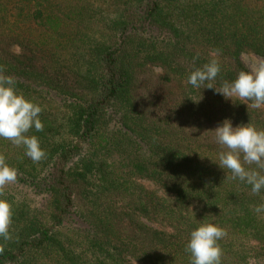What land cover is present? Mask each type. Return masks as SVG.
Here are the masks:
<instances>
[{
	"label": "trees",
	"instance_id": "1",
	"mask_svg": "<svg viewBox=\"0 0 264 264\" xmlns=\"http://www.w3.org/2000/svg\"><path fill=\"white\" fill-rule=\"evenodd\" d=\"M244 53L264 58V0H0V73L41 105L46 153L0 138V264H190L204 222L227 233L221 264H264V190L213 162L217 125L264 129V107L187 83L215 55L222 87Z\"/></svg>",
	"mask_w": 264,
	"mask_h": 264
},
{
	"label": "clouds",
	"instance_id": "2",
	"mask_svg": "<svg viewBox=\"0 0 264 264\" xmlns=\"http://www.w3.org/2000/svg\"><path fill=\"white\" fill-rule=\"evenodd\" d=\"M220 71L221 65L214 55L202 67L189 73L187 83L197 89L204 85L203 88L213 89L231 100L236 97L242 103L251 101L250 105L244 103L247 108L264 107V58L256 60L250 70L240 71L231 82L216 88L210 82L217 78ZM41 112L40 104L16 89L14 77L0 73V138L11 141L17 147L23 146L24 154L33 162H39L46 156L39 139L35 135H27L31 128L43 130L39 119ZM214 131L217 143L225 150L218 152L216 160L212 161L223 170H229L230 179L249 185L253 194H259L264 190V129L250 123L233 126L231 120L225 118ZM16 180L17 170L0 155V197L4 187ZM253 211L264 212V203L254 206ZM12 215L11 204L7 199L0 198V238L3 240L11 239ZM226 235L222 227L212 222L200 223L193 228L185 245L190 264H221L223 252L218 242Z\"/></svg>",
	"mask_w": 264,
	"mask_h": 264
},
{
	"label": "rangeland",
	"instance_id": "3",
	"mask_svg": "<svg viewBox=\"0 0 264 264\" xmlns=\"http://www.w3.org/2000/svg\"><path fill=\"white\" fill-rule=\"evenodd\" d=\"M240 59L248 71L251 69L254 62L258 59H261V58L259 56L253 55V54L244 53V54H241Z\"/></svg>",
	"mask_w": 264,
	"mask_h": 264
}]
</instances>
